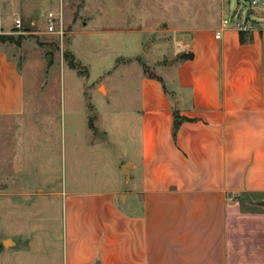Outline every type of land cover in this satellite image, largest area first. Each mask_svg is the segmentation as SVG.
<instances>
[{
    "label": "crops",
    "instance_id": "obj_1",
    "mask_svg": "<svg viewBox=\"0 0 264 264\" xmlns=\"http://www.w3.org/2000/svg\"><path fill=\"white\" fill-rule=\"evenodd\" d=\"M22 2L36 26L43 2ZM14 48L0 40V117L26 112ZM181 49L193 56L168 64L167 77L143 73L137 159L123 162L135 188L102 174L97 143H75L76 164L90 165L95 178L75 173L58 193L66 217L60 264H264V16L194 28ZM176 111L185 119L174 131Z\"/></svg>",
    "mask_w": 264,
    "mask_h": 264
},
{
    "label": "rangeland",
    "instance_id": "obj_2",
    "mask_svg": "<svg viewBox=\"0 0 264 264\" xmlns=\"http://www.w3.org/2000/svg\"><path fill=\"white\" fill-rule=\"evenodd\" d=\"M46 1L31 26L22 0H0V31L22 37L9 43L27 94L24 114L0 117V264H50L49 245L62 262L66 217L58 193L69 190L75 173L85 182L95 178L90 165L76 164V142L99 145L98 167L122 190L137 186L127 182L123 162L137 159L143 73H172L167 65L188 53L181 46L194 28L224 18L238 23L252 11L264 16L250 0ZM61 5L59 31L50 33L46 10ZM17 17L24 28L15 26ZM45 192L52 194L33 195ZM7 239L17 246L6 248Z\"/></svg>",
    "mask_w": 264,
    "mask_h": 264
},
{
    "label": "built area",
    "instance_id": "obj_3",
    "mask_svg": "<svg viewBox=\"0 0 264 264\" xmlns=\"http://www.w3.org/2000/svg\"><path fill=\"white\" fill-rule=\"evenodd\" d=\"M250 2H251V5L253 7H258V8L262 7V8H264V0H250ZM46 11H47L46 15H45L46 25H47L46 26V30L48 32H50V33H55L57 31H59L58 29L60 28L59 25H60V21H61V18H62L61 14L63 13V6L61 5L59 12H56V11H54L52 9H48ZM222 23L224 25L230 24V20L227 19V18H224V19H222ZM15 26L18 27V28H22V20L20 18L16 19V25ZM239 26L241 28H244V29H248L250 27L248 25H242V24H239ZM59 33L62 34L63 31L59 32ZM216 37L219 38L220 37V33H218L216 35Z\"/></svg>",
    "mask_w": 264,
    "mask_h": 264
},
{
    "label": "trees",
    "instance_id": "obj_4",
    "mask_svg": "<svg viewBox=\"0 0 264 264\" xmlns=\"http://www.w3.org/2000/svg\"><path fill=\"white\" fill-rule=\"evenodd\" d=\"M0 40L2 42H12V43H16V44H21V40H22V37H20L19 39H16L13 35H2L0 34ZM193 55L192 53H185L183 55L180 56V58L178 59L179 60H186V59H189L191 58ZM153 77H156V76H153ZM185 118L180 116V114L176 111L175 112V125H174V131H176L179 127V125L183 122ZM92 128L93 127V124L90 125Z\"/></svg>",
    "mask_w": 264,
    "mask_h": 264
},
{
    "label": "water",
    "instance_id": "obj_5",
    "mask_svg": "<svg viewBox=\"0 0 264 264\" xmlns=\"http://www.w3.org/2000/svg\"><path fill=\"white\" fill-rule=\"evenodd\" d=\"M126 167H128V164H126L125 167L123 168V170H124L125 173H126ZM260 204L261 205H264V201H261ZM5 245L7 246V243H5Z\"/></svg>",
    "mask_w": 264,
    "mask_h": 264
}]
</instances>
